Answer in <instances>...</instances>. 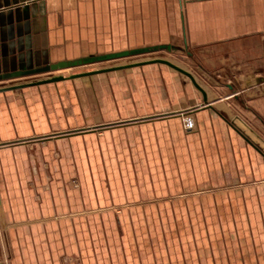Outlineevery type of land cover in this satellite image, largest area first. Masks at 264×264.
<instances>
[{"label": "crops", "instance_id": "1", "mask_svg": "<svg viewBox=\"0 0 264 264\" xmlns=\"http://www.w3.org/2000/svg\"><path fill=\"white\" fill-rule=\"evenodd\" d=\"M163 44L172 49L116 64L184 53L186 70L206 83L205 98L162 63L91 74L112 83L107 117L67 134L78 126L51 83L0 91V264H264V0H0V87L84 57ZM51 65L62 67L36 72ZM185 77L190 84L181 85ZM116 82L125 90L115 108ZM184 114L193 129H184ZM105 123L117 124L97 138ZM99 144L108 147L109 181L120 155L130 184L137 178L112 200L205 194L204 205H178L190 231L172 239L147 230L170 205H110L128 212L84 218L94 192L71 189L68 179L89 186L83 147L94 158ZM119 146L121 154L109 153ZM94 221L121 222L126 233L99 235L108 250L94 251L84 229Z\"/></svg>", "mask_w": 264, "mask_h": 264}, {"label": "rangeland", "instance_id": "2", "mask_svg": "<svg viewBox=\"0 0 264 264\" xmlns=\"http://www.w3.org/2000/svg\"><path fill=\"white\" fill-rule=\"evenodd\" d=\"M147 56H154V55H162V56H167L168 58L172 59L173 62L176 64L182 65L183 68H187L185 65V54L180 53V55L175 54L174 52H154L151 54H143ZM134 57H145V56H131L126 57V58H117V59H111V60H106V61H100V62H94L91 64H86V65H78V66H73L70 68H65V69H58L55 71H52L48 74H40L37 75L33 78V81L35 80H40V79H45L51 76H57L61 75L64 77H68L72 74H77V73H82V72H88L104 67H109V66H114L116 63H120L123 61H126L127 59H135ZM117 65V64H116ZM189 69V68H187ZM123 70V69H121ZM116 71V70H115ZM110 72V71H108ZM101 73H107V72H101ZM108 78V77H107ZM109 79V78H108ZM102 82H97V78L93 75H86V76H79L75 78H68V79H63V80H58L54 82H49L50 84V89L56 90L59 92H62L64 94V98H60V105L63 106L64 104L67 107V122L70 124H73L78 127L74 128H79V127H84L82 129H69L67 134H72L75 132H86V130L92 128L91 126L95 125L97 118L103 119L107 117L106 113H103V111H106V105L109 100H111L110 97L107 99V93H108V88L107 84H112L109 81L107 82L105 78L102 79ZM184 83L180 81V84H190L189 79L187 77L184 78ZM39 85V84H38ZM99 85V87H98ZM200 85L206 88V83L200 82ZM112 86V85H111ZM111 86L109 89V93H111ZM123 84L121 82H116L115 83V89H116V98H115V108L118 101H122V94L125 90L123 88ZM129 84L127 85V87ZM120 89V90H119ZM119 96V100L118 97ZM57 101V104H59ZM64 103V104H63ZM53 105V103H52ZM188 115V114H187ZM183 116V115H182ZM182 122H183V117H182ZM106 124V123H105ZM117 123H111V124H106L102 125L100 128H98L97 132H95V136L98 138L101 133H104L103 131L109 130L111 127L110 126H115ZM119 124V123H118ZM69 125V124H68ZM184 127V125H183ZM94 128V127H93ZM97 129V128H96ZM185 129V128H184ZM86 134H81L82 137H86ZM74 150L73 145H67V149L69 150ZM110 148H113L110 146ZM114 150H110L109 153L111 154H121L122 152V146L119 147H114ZM84 151L82 152V157L84 158V163L82 162V167L84 171V175L87 176V181L89 183V186H87V183L85 179L83 178V187H81L78 184V179L76 176H74L71 179H68V187L71 189L77 188L83 193L86 191H92L94 192V205H107L109 206V209H103L104 210H99L98 208L92 206H87V208L83 207L82 213L84 214V218L88 217H97V218H102L105 213L117 215L118 217L120 214L124 213L126 214L128 206L120 207V208H113L110 209V205H170L168 209H165L163 211V215L161 216V219H158V221H152V222H146L144 225H147L148 223L150 225H147V230L151 232L152 234L154 231L161 232L163 234H166L167 236H171V238H175L174 235L177 233H182L184 234L185 232L190 231V225L191 223L188 222L187 218V212L185 210H180L178 205H191V203H194L195 201H198V204L194 205H204L202 204L201 201V196L205 194H179V195H171V194H149L147 198H144L142 200L138 201H127V200H118V199H110L108 197H112L111 195H114L115 197L118 196V191L123 192L124 189H130L132 188L131 185L134 184V182H137V178H134L132 180V184L129 182V174L126 173L125 170L121 169L120 167L123 166V162L121 161V155L120 157L116 156L117 161H115L114 164H116L117 171H118V177L115 178V181H109L107 176L110 171H107L108 168H106L105 160L107 159L106 153L108 152V147L106 145H97L96 149L94 150V158H92V152L91 148L87 145L83 147ZM70 152L68 151V154ZM70 162L73 164L74 158L72 155H69ZM94 159V165H100L99 170L97 171L96 166H94V169H92L91 164ZM119 159V160H118ZM119 167V169H118ZM116 171V172H117ZM75 172V171H74ZM137 170V174H138ZM124 174V176H122ZM128 174V177H126ZM132 176V172H131ZM130 176V177H131ZM115 182V184H114ZM78 190V191H79ZM97 196L99 198H97ZM209 196V194L207 195ZM189 197V199H188ZM105 198V199H104ZM108 198V199H107ZM214 200V199H213ZM96 202H99V204H96ZM122 201V202H121ZM142 201V202H141ZM188 202V203H187ZM173 205V206H172ZM208 205V204H207ZM85 206V205H84ZM127 211V212H126ZM150 212V211H147ZM70 212H68V216H70ZM147 217L148 215L145 214ZM141 217V216H139ZM183 220V222L181 221ZM187 222V223H186ZM122 223H112V225H108L107 223H104V225H98L97 222H93V225L90 223H87V225L84 227L86 229V233H92L94 234V251H102V250H108L107 247L103 246V242H97L98 236L100 235L101 237L104 235H107V233L112 234L114 231L122 236L126 233V227L121 225ZM152 224V225H151ZM202 224V223H201ZM98 225V226H97ZM128 228V227H127ZM196 230L199 228L198 226L195 227ZM200 230V229H199ZM98 237V238H97ZM179 242H171L170 243V248H174L176 246H179ZM186 243L182 244L185 245ZM116 250L119 248V251L121 250V247L118 245H115ZM111 247V250L115 249ZM105 253V252H104ZM99 258V257H98ZM107 257L102 260L106 261ZM102 260L99 258L98 261L102 262ZM250 262H253V258L250 259Z\"/></svg>", "mask_w": 264, "mask_h": 264}, {"label": "water", "instance_id": "3", "mask_svg": "<svg viewBox=\"0 0 264 264\" xmlns=\"http://www.w3.org/2000/svg\"><path fill=\"white\" fill-rule=\"evenodd\" d=\"M157 49L169 50V49H172V46L169 44H163V45L152 46V47L110 52V53H105V54H101V55L84 57L81 59L74 60L72 62H66V63H63L64 65H62V66L64 67V66H78V65L90 64V63H94V62L117 59V58L127 57V56L136 55V54H140V53H144V52L154 51ZM148 63H162V64H165V65L171 67L172 69L178 71L179 73L187 76L190 79L193 86L196 89H198L202 93L203 97L205 98V92H204L203 87L200 85V83L197 82L195 77L189 71H187L185 68L181 67L180 65L174 63L173 61L166 59V58H161V57H155V58L146 59V60H142V61H136V62L126 63V64L104 67V68H100V69H96V70H92V71H88V72L72 74L68 77L57 75V76H51V77H48L45 79L30 81V82H26V83H20V84H16V85L2 86V87H0V91L10 90V89H15V88H21V87L29 86V85H38V84H43V83H49V82H54V81H58V80L75 78V77H79V76H86V75H91V74H96V73H101V72L120 70V69H124V68L148 64ZM62 66L61 65L46 66L43 69H36V72L42 71V70L56 69V68L62 67ZM244 258H245L246 262L248 260L250 263L251 257L246 256Z\"/></svg>", "mask_w": 264, "mask_h": 264}, {"label": "built area", "instance_id": "4", "mask_svg": "<svg viewBox=\"0 0 264 264\" xmlns=\"http://www.w3.org/2000/svg\"><path fill=\"white\" fill-rule=\"evenodd\" d=\"M183 125L186 130H191L194 128V121L190 115L184 114L183 116Z\"/></svg>", "mask_w": 264, "mask_h": 264}]
</instances>
